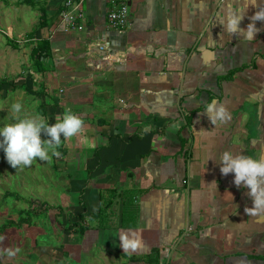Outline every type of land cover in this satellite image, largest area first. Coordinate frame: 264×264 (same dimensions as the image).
Instances as JSON below:
<instances>
[{"label": "crops", "instance_id": "crops-1", "mask_svg": "<svg viewBox=\"0 0 264 264\" xmlns=\"http://www.w3.org/2000/svg\"><path fill=\"white\" fill-rule=\"evenodd\" d=\"M115 2L87 0L85 28L65 30L64 0H31L17 7L34 18L15 16L5 33L26 42L14 44L22 72L7 64L16 81L5 88L19 85L48 123L68 110L84 121L61 137L57 163L76 196L62 208L91 229L69 236L58 264H264V210L218 164L224 151L264 156V22L242 41L219 17L248 0H129L119 32L108 25ZM211 100L230 119L212 124ZM130 232L143 247L123 252L119 234Z\"/></svg>", "mask_w": 264, "mask_h": 264}, {"label": "rangeland", "instance_id": "rangeland-1", "mask_svg": "<svg viewBox=\"0 0 264 264\" xmlns=\"http://www.w3.org/2000/svg\"><path fill=\"white\" fill-rule=\"evenodd\" d=\"M21 1L0 0V126L14 122V117L39 116L38 107L31 100L33 97L24 93L19 85H13V89L9 86L5 88L7 84L11 85L8 81H16V73L9 74L10 67L7 68V64H12L15 72H22L20 60L14 62L10 56L11 51L16 50L14 44L17 47L26 46L23 39H8L5 35L8 33V24L14 22L15 16L20 18L21 14H26L25 23L31 17L34 18L31 8L17 7ZM14 102L21 103L20 113L13 114L11 111ZM41 138L47 137L42 133ZM59 158L53 156L48 162L37 158L31 166L14 168L0 149V227L9 221L18 222L26 218L27 212L32 213L30 225L24 224L21 229H8L0 235V264H58L60 248H66L69 236L74 235L66 231L68 221L73 222L74 216L64 211L61 205L69 204L68 199L76 197L69 191L66 172L58 166ZM7 193L19 195L21 200L7 196ZM66 198L68 201H64Z\"/></svg>", "mask_w": 264, "mask_h": 264}, {"label": "clouds", "instance_id": "clouds-1", "mask_svg": "<svg viewBox=\"0 0 264 264\" xmlns=\"http://www.w3.org/2000/svg\"><path fill=\"white\" fill-rule=\"evenodd\" d=\"M255 7L257 10L249 17L250 22L246 27H241L248 9ZM224 15L219 17L224 31L231 35H239L242 41L255 39L260 31L256 22H264V7L258 6V0H248V8L229 7L222 9ZM13 114L22 111L20 102L11 105ZM212 124L217 121L223 123L230 119V115L224 105L216 100H211L205 105V111ZM84 121L71 110L66 111L62 118L57 117L55 123H48L43 116L15 118L14 122L0 126V149L5 153L9 164L18 166H31L34 160L48 162L53 156L59 157L57 150L61 145V137L67 139L81 132ZM47 138L42 139L41 134ZM220 172L223 175L234 173V184L249 189L254 210H264V156H250L241 153L224 151L219 163ZM121 247L124 251H136L143 247V241L136 233H120Z\"/></svg>", "mask_w": 264, "mask_h": 264}, {"label": "built area", "instance_id": "built-area-1", "mask_svg": "<svg viewBox=\"0 0 264 264\" xmlns=\"http://www.w3.org/2000/svg\"><path fill=\"white\" fill-rule=\"evenodd\" d=\"M87 0H64V12L57 28L65 30H83L85 19L84 5ZM131 24L129 0H118L108 14V25L111 30L122 32Z\"/></svg>", "mask_w": 264, "mask_h": 264}, {"label": "trees", "instance_id": "trees-1", "mask_svg": "<svg viewBox=\"0 0 264 264\" xmlns=\"http://www.w3.org/2000/svg\"><path fill=\"white\" fill-rule=\"evenodd\" d=\"M29 1H31V0H22L21 4H27V3H29ZM38 48L39 49L36 51V55H38V60L42 61L41 59H44L47 56H49V54H48L49 44L47 41H45V42L39 44ZM86 187H87V184L84 187V189L82 190L81 196H80V203L83 207L85 206L83 198H84V195L86 192ZM6 195L10 196V197H15L16 200H19V199L21 200V197L17 194L7 193ZM58 209H59V211H61L60 208H58ZM31 216H32V213L27 212L26 218H21L18 222H13V221L7 222L2 227H0V235L4 234L8 229H12V228L21 229L24 224L30 225L32 223ZM74 218L77 219L78 221L77 222L68 221V228H66V231H68L70 234L84 235L87 230L91 229V227L88 224L86 225L84 214L80 215L78 217H73V219ZM100 219H101V213L93 215L91 218V221L92 222L99 221Z\"/></svg>", "mask_w": 264, "mask_h": 264}]
</instances>
